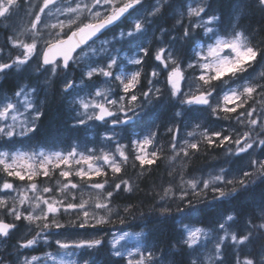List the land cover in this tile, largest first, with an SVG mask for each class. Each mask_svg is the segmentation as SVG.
<instances>
[{
    "label": "snow or ice",
    "instance_id": "6c2138e0",
    "mask_svg": "<svg viewBox=\"0 0 264 264\" xmlns=\"http://www.w3.org/2000/svg\"><path fill=\"white\" fill-rule=\"evenodd\" d=\"M21 11L29 38L12 31L0 46V77L16 79L9 92L0 82V264H100L101 256L102 264H204L212 234L208 264H264V190L256 196L264 185V42L251 43L231 19H264V0H232L227 21L211 0H0V24L14 28ZM50 94L66 104L68 126L95 130V141L37 150ZM161 139L182 168L217 149L224 165L207 179L180 174L178 185L162 186L157 223L176 219L169 200L183 218L175 243L148 247L143 231L123 229L106 240L107 226L137 216L135 205H116L137 190L125 175L129 160L140 175L159 167ZM209 192L212 202L197 207ZM245 197L234 213L212 211ZM129 239L133 248L122 243ZM41 245L56 251L34 254Z\"/></svg>",
    "mask_w": 264,
    "mask_h": 264
},
{
    "label": "rangeland",
    "instance_id": "374dc122",
    "mask_svg": "<svg viewBox=\"0 0 264 264\" xmlns=\"http://www.w3.org/2000/svg\"><path fill=\"white\" fill-rule=\"evenodd\" d=\"M31 2L33 4H40V3H42V0H31ZM211 2L213 3V7L218 12V14L222 13L225 17V21H227L229 18V9H230V5L232 3V0H211ZM245 18L247 20H245ZM61 19H63V17H61ZM231 19H232L233 23H236L239 25L238 30H245L247 33L250 34L248 38L258 39L259 36L261 35L260 28H259V25H260L259 22L262 20V16L260 13L257 12V13H249L247 15H241L239 20H237L235 16H233ZM49 22L50 23L56 22L55 18L54 17L50 18ZM173 23L174 22L172 20H169L168 26L171 27ZM13 24L15 27L12 29H9L8 27H6L3 24H0V46H4L7 43L8 36L11 34L12 31L16 32V35L18 36L19 39H25L26 40L29 38L28 34L25 32V29L28 26V17L25 15L24 11H21L19 16L14 18ZM21 33H25V34L20 35ZM221 34L223 35L224 33L222 32ZM45 35H47V30H45ZM226 38H228V37H226ZM117 47H119V45H117ZM126 54H129V53L127 52V49H124V51L121 52V55L123 56ZM149 63H151V62H149ZM129 67H131V66H129ZM145 70L150 71V68L146 67ZM249 71H252V69H250ZM255 71L257 73H259L261 71V68L257 67L255 69ZM2 79H3V77H0V82L2 81ZM181 88L182 89L185 88V84L183 81L181 82ZM50 97H51V94L49 95V99H50ZM257 107H259V105H257ZM212 126L215 128H219L221 126L228 127V122L216 121ZM188 130H191V129H188ZM83 133H84V136L87 137V140H85L84 142H81V139L80 140L73 139L74 141L71 142L72 145H74V146L77 144L83 145L85 143L93 142L97 138L95 130L83 132ZM68 136H69V134H67L64 137L66 139L64 141H61V142L55 141L54 139H45V140H42L44 143H39V142L33 141V145L39 144L41 146L40 149H37V150H44V151H49V152L61 151V150L66 149L68 146L67 143L71 141V139H69L70 137H68ZM167 143L168 142L166 139H163V141L160 142V145L164 146V149H165L164 155H165V157H167L166 162L168 163L169 167H172V169H173V165H174L175 169H177V172H176L177 176H180V174L184 173V170H185V168H187L188 165L186 167L182 168L178 162L171 161L168 159L169 152L167 149ZM44 144H47L48 147H46V148L43 147ZM89 146H91V144H89ZM16 148L19 150H22V151H31V149L27 148V146H21L19 144L16 145ZM219 154H220V156L212 158V160L209 163H207V165H206L207 168H205L206 167L205 166L200 173L194 174L188 178L194 177L196 179H207L209 176H211L215 172L219 171V167L221 165H224V156H223L221 150L219 151ZM133 163H134V161L132 159H130L128 162V166H127V170H126L125 175H126V178L131 179L135 183V185L137 186L136 183L139 182L140 178L145 173H143V175H140L141 169L138 166L133 167ZM135 163L138 164V162H135ZM225 166H227V165H225ZM73 167H78V166L73 165ZM169 177H170V175H169ZM2 178H3L2 174H0V179H2ZM185 178H187V177H185ZM8 179H11V178H8ZM60 179H61L60 177L55 176L53 178V185H55L56 180H60ZM17 184H20V182L17 181ZM176 184L177 185L179 184V178H178V180H176ZM42 186H44V185H41V187ZM260 190L262 191L263 189H260ZM17 191H20V188H17ZM259 193L260 192H257V190H256L257 198L259 196ZM178 194L179 193H177V195ZM11 195L15 196L16 191L12 192ZM28 195L31 196L32 193H28ZM85 198H87L86 194H85ZM9 202L11 203V201H9ZM211 202H212V194L209 192L207 195V200L206 201L200 200L197 203V207L202 206V208H206L207 204L211 203ZM160 203H161L160 198H157L156 203L154 205H152L154 207L150 208L149 212H146L143 217L138 215L139 213H137V216L135 219L129 217L127 222L123 225L126 228H120L121 224L119 222H116V224H114V225L107 226V228L104 230L105 239L110 240L112 238L110 235H107L108 232H115L116 234L119 235L120 230L123 229L124 231L130 232V233L143 231L145 233V236L142 237L141 240L142 241L147 240V246L148 247H153L157 243L163 241L164 243H160V247L163 249L165 243H167L169 241H171L172 243H175V241L172 238L176 235V231L179 229L181 221L183 218L180 214L175 212V204L169 200L168 204L172 207L173 215L176 217V219L173 220L171 217H169V219L166 222L157 223V217L159 216L158 205ZM125 204H127V203H125L124 200H121L119 202H118V200L116 201V205L119 208H122ZM213 210L219 211V212H224V213H229V212L233 213V202H231V203L230 202H223V203L219 204L217 206V208H215ZM194 218L198 219V217H194ZM184 222L187 223V221H184ZM146 224H147V227L145 226ZM193 226H201V225L194 224ZM113 227L116 229H111ZM24 231L25 230L22 229L21 234H23ZM215 239H216L215 234H212L209 237V240L211 242L207 243L206 248L201 249L200 256H201V259L204 261V264H208L207 254L213 248ZM14 243H15V241L13 240V241L9 242V244L4 245L3 251L10 252L12 250V245H14ZM122 243L127 244V246L129 248H133V246L137 244V241L129 239L126 241H122ZM40 247L43 248V251L38 249L34 254H38V255L43 256L44 252H46V251H48V252L56 251V249L51 248V247H44L43 245H41ZM158 255H159V253H158ZM102 258H103V256H101L99 258L100 264H102ZM71 259H76V257H71ZM49 264H51V262H49Z\"/></svg>",
    "mask_w": 264,
    "mask_h": 264
},
{
    "label": "trees",
    "instance_id": "16d2710c",
    "mask_svg": "<svg viewBox=\"0 0 264 264\" xmlns=\"http://www.w3.org/2000/svg\"><path fill=\"white\" fill-rule=\"evenodd\" d=\"M259 23H260L259 28L261 35L259 36L258 39H256L258 44L264 42V20L262 19ZM1 82L3 83V88L6 89V92H9L10 88L15 83L13 78L10 77H8L7 80L3 78ZM69 120H70V113L66 107V104L58 95L55 96L51 95L46 107V115L41 122L39 132L37 133V139L35 141L39 143H44L42 140L54 139L55 141L61 142L66 139L64 137L67 134H69L68 137H70L69 139L71 140L82 139L83 132L73 131L68 126ZM219 151L220 150L217 149V150H209L207 153L202 152V154L199 156V159L193 160L187 164L188 166L187 168H185L183 173L184 176L188 178L194 174L200 173L202 169L207 165V163H209L212 160V158L220 156ZM166 158L167 157L164 156V159L158 162L159 167L154 166L152 168H148V166H146L148 170L144 172L145 174L140 178L139 182L136 183L137 190L131 195V198L128 199L127 198L128 194L125 193L124 197L118 199V202L124 200V202L127 204L131 203L135 205L136 208L138 209L137 213L143 212L145 214L146 212H149V209L154 207L152 205H154L157 201V198H159L158 193L161 192L162 186L166 187L170 182L176 184V180H178L179 178V176H177L176 174L177 169L176 171H173L172 167L168 166V163L166 162ZM205 168H207V166ZM169 172L172 173L170 177H169ZM260 189L264 190V185L258 187L257 192H260L261 191ZM250 200L251 197H245L242 200L232 201L233 213L239 210L240 208H242L243 205ZM198 207L202 208V206H198ZM198 219H204V217L201 216L198 217ZM120 228H126V227L120 225ZM111 229H116V228L113 227ZM258 246L259 245H257V247ZM103 258H102V262H103Z\"/></svg>",
    "mask_w": 264,
    "mask_h": 264
},
{
    "label": "bare ground",
    "instance_id": "6f19581e",
    "mask_svg": "<svg viewBox=\"0 0 264 264\" xmlns=\"http://www.w3.org/2000/svg\"><path fill=\"white\" fill-rule=\"evenodd\" d=\"M9 77H10V78H13V80L16 82V79H15L14 76H9ZM3 89H4V91L6 92V89H5V88H3ZM161 141H163V139H161L160 142H161ZM212 211L215 212L214 210H212Z\"/></svg>",
    "mask_w": 264,
    "mask_h": 264
},
{
    "label": "flooded vegetation",
    "instance_id": "af4514ba",
    "mask_svg": "<svg viewBox=\"0 0 264 264\" xmlns=\"http://www.w3.org/2000/svg\"><path fill=\"white\" fill-rule=\"evenodd\" d=\"M109 39H111V36L109 35V37H108ZM97 43H99V42H97ZM125 49H127V46L125 47Z\"/></svg>",
    "mask_w": 264,
    "mask_h": 264
}]
</instances>
